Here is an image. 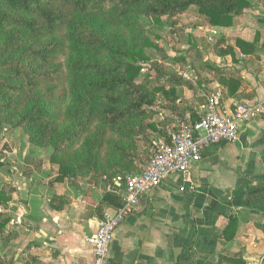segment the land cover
<instances>
[{
  "label": "trees",
  "instance_id": "1",
  "mask_svg": "<svg viewBox=\"0 0 264 264\" xmlns=\"http://www.w3.org/2000/svg\"><path fill=\"white\" fill-rule=\"evenodd\" d=\"M250 6V0H0V127L22 130L33 151L50 150L48 162L57 168L54 182L75 188L88 179L111 186L115 192L107 190L95 209L102 219V207H121L126 177L140 171L139 139H150V133L165 139V127L174 117L198 120L181 94L184 87L194 88L181 76L167 74L157 85L149 74L140 79L139 63L150 60L148 51L156 48L152 39H158L144 22L153 29L173 28L195 8L209 26L229 28ZM187 44V57L195 54L198 65L216 74L236 98L238 79L221 76L218 67L202 62L190 37ZM234 47L242 55H264V42L258 46L236 39L231 44L223 36L211 49L217 57L233 58ZM173 62L190 63L183 56ZM158 100L171 115L163 123L154 121ZM5 200L0 190V203ZM63 205L52 197L53 210ZM9 221L0 213L3 246L18 236L6 232ZM234 230L230 218L221 238L228 239ZM0 264L12 262L0 255ZM21 264L38 262L27 256ZM217 264L245 263L242 252H234L219 257Z\"/></svg>",
  "mask_w": 264,
  "mask_h": 264
},
{
  "label": "crops",
  "instance_id": "2",
  "mask_svg": "<svg viewBox=\"0 0 264 264\" xmlns=\"http://www.w3.org/2000/svg\"><path fill=\"white\" fill-rule=\"evenodd\" d=\"M250 4L229 28L209 26L194 8L179 17L175 28L197 42L214 34L231 44L239 39L261 46L264 0H250ZM203 56L202 62L210 60L221 76L239 81L236 98L230 97L218 81L211 84L214 92L220 93L224 107L263 100L264 55H242L234 47L233 58L214 53L209 60ZM183 96L196 113L204 103L192 101L187 90ZM238 128L237 141L204 149L202 160L191 168L190 182L171 174L145 194L115 230L108 251L110 264H217L219 257L234 252H242L245 264H264V115ZM149 143L144 140L139 145V168L148 157ZM28 150L24 145L22 156L13 163L21 175H4L0 168V190L12 191L9 208H5L11 218L15 217L7 215L9 226L18 234L4 250L14 264H21L27 256L38 264H92L94 251L89 239L104 216H112L116 210L102 207L100 219L95 209L107 190L115 191L88 179L78 181L75 188L54 182L56 166L49 164L42 151ZM3 164L5 170L11 166L7 161ZM32 174L36 180L27 183L23 177L32 178ZM53 196L64 202L60 211L50 207ZM230 218L235 222L234 233L228 239L221 238Z\"/></svg>",
  "mask_w": 264,
  "mask_h": 264
},
{
  "label": "built area",
  "instance_id": "3",
  "mask_svg": "<svg viewBox=\"0 0 264 264\" xmlns=\"http://www.w3.org/2000/svg\"><path fill=\"white\" fill-rule=\"evenodd\" d=\"M140 75L149 73L151 65L139 64ZM198 120L188 117L166 130L165 139L152 140L148 145L145 165L125 179L122 205L112 216H104L95 234L89 239L93 246L92 264H110L109 247L117 227L138 207L145 194L171 174H179L190 182V171L202 160L205 148L219 143H233L239 137V124H249L264 115L263 100L253 103H234L224 107L222 97L215 91L198 107ZM114 184L119 186V180Z\"/></svg>",
  "mask_w": 264,
  "mask_h": 264
},
{
  "label": "rangeland",
  "instance_id": "4",
  "mask_svg": "<svg viewBox=\"0 0 264 264\" xmlns=\"http://www.w3.org/2000/svg\"><path fill=\"white\" fill-rule=\"evenodd\" d=\"M144 25L155 36H157L158 39L157 40L152 39V42L156 46V48L155 49H149L148 54L150 56V60L148 62L139 63V64L147 63V64H150L152 67L151 70L149 71V73L141 75L140 79H143L145 77V75L149 74V75H151L150 80L153 83L152 85H157V82L160 79L161 80H162V78L166 79L167 74L174 72V73H176L177 76H181L183 80L189 82L194 88V91H191V90H188L187 88L184 87L181 91L182 96H183L184 90H187L191 93V96H192L191 100L192 101H194L195 103H197L196 101L205 102L206 98L212 94V91L214 92V88L213 89L211 88V84L213 82H217V76L210 73V71H208L206 69H202L197 63L195 54L189 53L191 56L187 57L188 56L187 52L191 50V49H189V45H191V44H187L188 38L186 36V33H183L184 30H183V32L179 31V30L177 31L175 27H173V28H171V27L163 28L162 27V28L153 29V27H151V24L147 21L144 22ZM189 25L193 26V24H189ZM192 28H194V27H192ZM211 36H212V39H211ZM217 38H218L217 35L211 34L210 36L205 37V39H203L200 42L199 41L197 42L195 40V44L198 48V52H199L202 59L204 58V56H203L204 54L206 55V57H208V60L211 59V53H213L211 46H212V44L215 43ZM178 56H181V57L183 56L185 59H187V64L189 62L190 63L187 66H183V64H181L180 62H173V60L178 58ZM205 62L207 64L214 65L210 60L209 61L205 60ZM210 78H212L213 80H210ZM199 81H201L200 87L197 86V82H199ZM183 98H184V96H183ZM185 101L188 103L191 102V101H187V100H185ZM163 104L164 103L163 102L161 103L160 100H158L155 104V110L157 111V113H156V116L154 117V121L156 123H159V122L163 123L162 121L164 119L165 120L170 119V116H171L170 112L166 111L163 108L165 105V104L164 105ZM190 105H192V104H190ZM174 118L175 119H174L173 123L168 124V126H170V128H172V126H174L177 121L181 120L179 117H174ZM150 134H151V137H149L150 139L145 140L147 143H149L151 140H153L156 137L155 134H153V133H150ZM143 141L144 140L139 139L138 144L143 145ZM24 145H28L29 153L35 152L31 149V147H29L28 139H27L26 135L23 134L22 130L13 129L10 126L0 127V162L1 161L2 162L7 161V162L11 163L10 168L7 167L6 170H5L4 166L2 167L1 170L3 171L4 175L11 174V173H13V174L15 173V175H21L22 171L19 170L16 166H14L15 164L13 165V163L14 162L17 163L18 159L22 156V153L24 151ZM38 151H42L44 156H46L48 159V156L50 154L49 149H40V150H37V152ZM8 158H11L10 159L11 161H9ZM144 165L145 164L141 165V167H143ZM31 176H32V178L30 176L28 177V175H26L25 178L23 177V179L27 183L29 181H35L36 180L35 176L33 174ZM11 197H12V191L8 190L7 192H5V199H7V200H5V205L0 203V213L5 215V216L10 214V216H9L10 218H11V213L6 211L5 208L6 207H7V209L9 208L8 203L10 202ZM13 217L11 219L15 218V217L14 218ZM9 223H10V221H9ZM9 223L6 227V232H10L12 230L11 226H9L10 225ZM0 255L3 256L7 262H12V264H14V261L12 260L11 255L8 254L7 250L6 251L4 250V246L1 244H0Z\"/></svg>",
  "mask_w": 264,
  "mask_h": 264
}]
</instances>
